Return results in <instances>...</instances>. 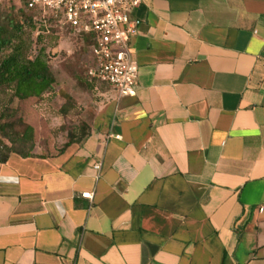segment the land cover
<instances>
[{"label": "crops", "instance_id": "0c3cea01", "mask_svg": "<svg viewBox=\"0 0 264 264\" xmlns=\"http://www.w3.org/2000/svg\"><path fill=\"white\" fill-rule=\"evenodd\" d=\"M130 18L135 94L96 82L82 140L0 161V264H264V0Z\"/></svg>", "mask_w": 264, "mask_h": 264}, {"label": "trees", "instance_id": "16d2710c", "mask_svg": "<svg viewBox=\"0 0 264 264\" xmlns=\"http://www.w3.org/2000/svg\"><path fill=\"white\" fill-rule=\"evenodd\" d=\"M26 1L24 0L23 3L25 14L21 13L19 19L6 17L0 20V91L8 92V105L3 108L0 106L1 162L6 161L11 152L30 156L33 147L36 146L33 126L17 114L16 107L9 105L14 99L23 101L32 97L40 98L44 93L51 91L55 84V76L49 64L46 49L39 44L41 40L50 33L60 31L73 33L85 43L87 51L93 58L92 33L75 32L70 25L60 23L53 16H46V19L37 18V15L32 14L34 11L27 8ZM34 30L37 31L35 39L29 37ZM85 76L92 85L98 82L88 76L87 70H85ZM89 129L88 123L81 122L74 130H66L67 139L55 152L62 151L71 143L82 140Z\"/></svg>", "mask_w": 264, "mask_h": 264}, {"label": "rangeland", "instance_id": "374dc122", "mask_svg": "<svg viewBox=\"0 0 264 264\" xmlns=\"http://www.w3.org/2000/svg\"><path fill=\"white\" fill-rule=\"evenodd\" d=\"M23 3L24 0H0V20L6 17L19 19L21 13L25 14ZM32 14L42 18L35 11ZM36 33L32 31L29 37L35 39ZM39 44L46 49L55 84L40 98L14 99L9 106L16 107L17 114L33 126L38 150L42 154H51L67 139L66 130H74L81 122L87 123L86 119L102 98L98 91L105 89L106 84L92 85L87 80L85 70L92 65L93 58L77 35L66 31L50 33ZM7 93L0 91L1 108L8 105Z\"/></svg>", "mask_w": 264, "mask_h": 264}, {"label": "built area", "instance_id": "2783aa9c", "mask_svg": "<svg viewBox=\"0 0 264 264\" xmlns=\"http://www.w3.org/2000/svg\"><path fill=\"white\" fill-rule=\"evenodd\" d=\"M142 0H27L28 9L53 16L60 23L70 25L75 32L93 34L92 65L89 77L106 83L120 96L135 94L138 65L132 57L129 37L135 32L130 12ZM93 167L100 171L101 162ZM82 197L92 198L93 192L84 191Z\"/></svg>", "mask_w": 264, "mask_h": 264}]
</instances>
